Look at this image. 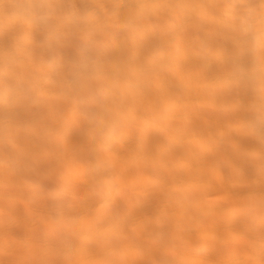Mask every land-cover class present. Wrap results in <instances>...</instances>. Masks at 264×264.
Returning a JSON list of instances; mask_svg holds the SVG:
<instances>
[{"label":"bare ground","instance_id":"bare-ground-1","mask_svg":"<svg viewBox=\"0 0 264 264\" xmlns=\"http://www.w3.org/2000/svg\"><path fill=\"white\" fill-rule=\"evenodd\" d=\"M264 0H0V264H264Z\"/></svg>","mask_w":264,"mask_h":264},{"label":"snow or ice","instance_id":"snow-or-ice-1","mask_svg":"<svg viewBox=\"0 0 264 264\" xmlns=\"http://www.w3.org/2000/svg\"><path fill=\"white\" fill-rule=\"evenodd\" d=\"M261 6H262V8H264V4H262Z\"/></svg>","mask_w":264,"mask_h":264}]
</instances>
